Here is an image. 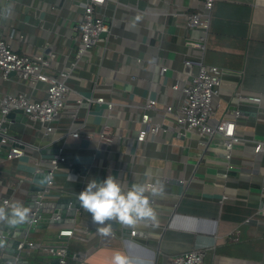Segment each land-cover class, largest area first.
Returning a JSON list of instances; mask_svg holds the SVG:
<instances>
[{"label":"crops","instance_id":"1","mask_svg":"<svg viewBox=\"0 0 264 264\" xmlns=\"http://www.w3.org/2000/svg\"><path fill=\"white\" fill-rule=\"evenodd\" d=\"M85 1L0 0V38L13 33L11 42L20 52L55 55L49 71L56 72L76 59L74 37ZM204 1L107 0L99 10L110 26L108 40L76 61L56 131L46 134L23 112L11 118L10 140L0 152V195L11 202L30 203L40 191L35 187L46 185L49 177L43 174L61 148L66 160L54 171L46 201L78 198L91 179L101 182L109 175L125 189L135 182L164 185L163 195L148 194L155 221L132 226L108 221L109 235L98 231L101 226L80 204L58 222L0 226L27 242L20 264H59L45 251L51 245L68 248L69 264H114L116 251L133 264H164L195 248L206 251V264H264V150L255 151L264 143V0H216L208 30L188 26L185 14L200 11ZM199 61L223 72L210 123L236 122L231 158L223 134L201 135L176 121L181 87L198 72ZM22 91L39 99L46 85L34 87L14 74L6 80L0 68V99ZM99 96L113 100L114 107L96 102ZM150 98L157 101L152 122L162 127L140 142L141 114ZM104 128L113 136L110 144L100 140ZM70 129L81 135L74 137ZM18 143L25 153L8 159ZM62 229L74 233L61 236ZM5 261L0 256V264Z\"/></svg>","mask_w":264,"mask_h":264},{"label":"built area","instance_id":"2","mask_svg":"<svg viewBox=\"0 0 264 264\" xmlns=\"http://www.w3.org/2000/svg\"><path fill=\"white\" fill-rule=\"evenodd\" d=\"M107 0H87L83 3L84 12L82 17L77 22V32L75 38L76 42V59L69 61L68 64L56 72L49 71L55 55L46 56L44 53L20 52L15 47L11 39L13 33L7 38H0V68L3 70V78L8 80L11 74H14L17 79L23 83H29L34 87L41 83L46 85L45 95L42 98H33L32 94L26 91L18 93H7L0 99V152L4 150L6 144L10 140L9 128L11 119L8 115L17 109L23 110V113L28 116L29 120L34 124H39L45 128L46 134H51L56 131L54 125L61 116L65 114L66 98L70 91L68 81L76 68V61L80 60L82 56L89 53L94 47L101 45L108 40V33L110 26L101 14L99 8ZM216 0H205L203 8L197 12L185 14V23L191 27H199L208 30L211 23V13ZM186 63H195L194 60L187 59ZM200 68L195 75L181 87L183 99L178 105L175 113L176 121L180 127L186 129H196L203 134L214 135L216 133L223 134V144L227 150V157H232L233 143L237 140L235 134L236 122L233 120L222 121L217 126L210 123V117L214 110V97L218 94L222 83V70L216 65H207L199 61ZM163 71L167 67H163ZM174 90L180 89V84L174 83L172 85ZM242 98L253 102H260L261 97L255 95H241ZM100 104H106L110 109L114 107V101L109 100L103 96L95 99ZM79 103L81 101H78ZM157 101L155 99H147L144 110L141 114V122L145 127L139 134V141L143 142L146 139L147 133L156 134L162 124L152 122V111L156 110ZM168 113L174 111L173 105L166 107ZM236 117L241 115V111L235 112ZM70 134L74 137H79L80 131L78 129H70ZM95 133H88V137H92ZM100 140L105 143H112L113 136L107 128H104L100 133ZM264 150V143H258L255 146V151ZM25 153L19 143L11 147L7 153V158L12 159L20 157ZM66 160L63 154V149H58L50 160L49 178L43 190L39 195L44 197L51 193L54 187V171L59 163ZM154 184V183H153ZM261 193L264 196V181L261 185ZM5 202H11V198L2 197L0 195V206ZM40 208L37 206L30 210V220L28 228L35 227L41 221L39 215ZM3 231L0 229V234ZM74 231L72 229H62L61 236H71ZM136 231H132L135 234ZM27 244L26 241L21 240L18 247L23 249ZM30 246L33 242H29ZM28 244V245H29ZM45 251L50 255L55 256L59 264H69L68 248L65 246L51 245L45 248ZM206 251L200 248H195L190 251L181 252L174 255L168 262L164 264H206Z\"/></svg>","mask_w":264,"mask_h":264},{"label":"clouds","instance_id":"3","mask_svg":"<svg viewBox=\"0 0 264 264\" xmlns=\"http://www.w3.org/2000/svg\"><path fill=\"white\" fill-rule=\"evenodd\" d=\"M6 18V17H5ZM164 185L160 181L155 184L135 182L128 189L109 175L101 182L91 179L84 190L78 194L81 207L91 214L92 223L98 226L103 235L112 232L108 221H118L125 225H135L140 220L155 221L156 212L149 195H163ZM30 208L20 201L5 202L0 206V226L16 228L30 223ZM4 241L0 240V247ZM114 264H133V261L120 251L113 257Z\"/></svg>","mask_w":264,"mask_h":264},{"label":"water","instance_id":"4","mask_svg":"<svg viewBox=\"0 0 264 264\" xmlns=\"http://www.w3.org/2000/svg\"><path fill=\"white\" fill-rule=\"evenodd\" d=\"M23 112L21 109H17L15 111H12L8 117L11 118H16L17 113ZM57 154L58 151H55ZM39 176V174H37ZM45 177H49V171L43 174ZM36 189H39L40 191L43 190V186H37L35 187ZM39 191V192H40ZM39 192L34 194L31 199L30 203H28L26 206L32 210L35 207L40 208L39 215H41V221H50V222H58L60 218L64 219L66 216H72L75 212V207H78L80 202L79 198H73V197H61L57 201H46L44 197L39 195ZM71 207L70 210H67ZM47 210H50L49 214L46 213ZM25 231H28V228L24 229ZM0 240L4 241V246L0 247V256H3L5 258V264H20L23 259V249L27 247V244L23 246V249H19L18 245L21 241V239L18 238H13L10 236V234H5L4 231L0 234ZM6 246V249L5 248ZM5 253V254H4ZM28 264L30 261L27 262ZM22 264V263H21Z\"/></svg>","mask_w":264,"mask_h":264}]
</instances>
